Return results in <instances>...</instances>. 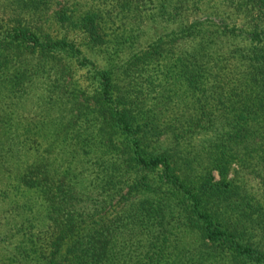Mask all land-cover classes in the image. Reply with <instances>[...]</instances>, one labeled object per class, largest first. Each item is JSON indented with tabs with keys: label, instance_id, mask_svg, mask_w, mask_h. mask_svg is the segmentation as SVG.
I'll return each mask as SVG.
<instances>
[{
	"label": "trees",
	"instance_id": "trees-1",
	"mask_svg": "<svg viewBox=\"0 0 264 264\" xmlns=\"http://www.w3.org/2000/svg\"><path fill=\"white\" fill-rule=\"evenodd\" d=\"M12 1L0 264H264V0Z\"/></svg>",
	"mask_w": 264,
	"mask_h": 264
},
{
	"label": "rangeland",
	"instance_id": "rangeland-1",
	"mask_svg": "<svg viewBox=\"0 0 264 264\" xmlns=\"http://www.w3.org/2000/svg\"><path fill=\"white\" fill-rule=\"evenodd\" d=\"M58 1H62V0H58ZM12 0H0V19H6V18H11L13 16V12H17L16 9H15V4L13 2L12 4ZM15 15V14H14ZM84 70L82 71H78L76 73V75H74L75 77V80L77 81L78 83V87L80 89H84L85 87V83H86V76L83 72ZM42 92H39L37 91V95H41ZM39 96H32L31 99H29L25 106L23 107L24 110L23 112L26 113L28 110H33V113L36 114L37 116H43L44 112H45V109H44V104L42 103L41 105L36 101L37 98ZM31 113V112H30ZM204 154V153H203ZM95 177V176H94ZM92 177V178H94ZM15 219L19 220L18 217H16Z\"/></svg>",
	"mask_w": 264,
	"mask_h": 264
}]
</instances>
